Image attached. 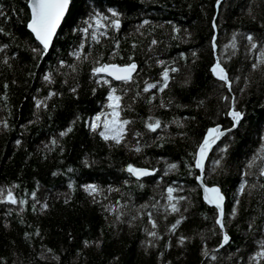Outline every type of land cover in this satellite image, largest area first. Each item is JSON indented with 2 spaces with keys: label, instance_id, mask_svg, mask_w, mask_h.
<instances>
[{
  "label": "trees",
  "instance_id": "1",
  "mask_svg": "<svg viewBox=\"0 0 264 264\" xmlns=\"http://www.w3.org/2000/svg\"><path fill=\"white\" fill-rule=\"evenodd\" d=\"M108 8L120 13L118 29L109 21L96 41L92 29L87 36L74 31L94 11L110 17ZM29 18L27 0H0V190L25 201L0 199V264H264L249 258L264 239V65L252 67L264 49V0H70L42 57L32 51L42 46ZM217 58L230 90L211 73ZM97 61H134L137 69L132 80L116 82L92 73ZM165 67L178 69L169 72L168 87L145 92V82L162 81ZM110 87L121 97V118L130 121L119 144L85 123L102 111ZM233 97L244 116L211 152L203 178L225 197L230 240L218 247L222 234L195 179L193 153L208 128L231 127L225 113ZM156 120L155 131L145 126ZM129 164L154 171L138 179ZM86 184L98 190L86 192ZM168 187L185 197L178 212L167 207Z\"/></svg>",
  "mask_w": 264,
  "mask_h": 264
},
{
  "label": "snow or ice",
  "instance_id": "2",
  "mask_svg": "<svg viewBox=\"0 0 264 264\" xmlns=\"http://www.w3.org/2000/svg\"><path fill=\"white\" fill-rule=\"evenodd\" d=\"M216 3L219 4L220 0H216ZM27 6L30 9V18L27 20V28L30 29L31 34L34 35L36 41L39 42V45L42 47H35L32 49L34 53L38 56H43L46 52H48L50 44L53 42V37L56 34L57 26L61 23V19L65 17L66 11L69 10L70 7V0H27ZM107 12L110 13V17L104 15L102 12L94 11L93 13L89 14L88 18L83 21L86 25L85 27H78L74 29V31H80L87 36L89 34V29L91 31V37L94 41L97 40L98 35L105 34L101 33V29H107L110 25L114 29H118L120 27V13L114 8H108ZM144 24L150 23L148 20L143 22ZM213 28L216 27L215 23L212 25ZM176 32H179V29H173ZM3 31V29H0ZM236 36L233 34V40L231 42V46L235 49ZM246 39L249 42V46L252 49L257 48V43L254 40V37L249 34L247 35ZM98 42V41H97ZM153 44L156 43L155 40L152 41ZM217 47L215 43V37L212 38V48L215 49ZM79 48H83V44L79 45ZM70 55L75 56L77 59L81 58V51L74 50L70 53ZM183 55V54H181ZM195 55V53H193ZM258 64H252L253 68H257L259 65H264V49H261L260 55L258 56ZM131 61V57H129ZM159 64L163 65L164 61H157ZM7 63V61H5ZM61 65L65 62L63 60L59 61ZM74 67V66H73ZM137 65L134 61L126 63V64H115V63H100L99 61L96 62V66L92 68V73L96 74H106V76L111 77L116 81H124L128 82L133 78V72L136 70ZM178 71L176 68H167L165 67L161 73L162 81H158L156 83H148L145 82L144 91L147 92L149 89L156 88L159 85V91L163 92L165 88L168 87V81L170 79L169 72ZM211 73L220 81L223 82L225 86L229 87L230 90V80L226 73L225 68L221 65V62L217 60L211 66ZM45 81H50V75H45ZM97 83H100L98 80ZM104 84H110L108 79H103ZM75 92V89H72ZM95 91V89H93ZM116 88L110 87L107 95V108L110 109V112H100L95 117H93L90 121H86V125H89L91 130L96 131L99 130L100 137L105 141H114L115 143L119 144L124 140L125 132H126V125L130 123L127 119H122L120 116V99L121 97L115 95ZM49 95H55V93H49ZM47 99V98H46ZM222 100L228 101L229 97L222 96ZM43 102L37 101L36 106L39 108ZM228 117L231 118V128L235 129L239 122L242 120L244 113L239 111L235 108V98H232L231 106H228V111L225 113ZM103 118V119H102ZM151 119V118H149ZM102 125V127H101ZM149 130L155 131L157 128L160 127V121L156 120L155 122H149L145 125ZM71 131V127H69L65 132H61L60 135L64 136L67 132ZM226 131H230V129H222L220 125H216L214 127H210L207 129V133L203 136L202 141L198 143L196 150L193 153V160H194V167L196 169L201 170V175H197L195 179L200 183V187L203 188L204 192V201L214 206V222L216 225H219V231L222 234V239L220 241L219 246H222L224 243L230 240L229 235L224 230V223H223V208L222 202L224 201V196L222 195L219 187L213 185L211 187L207 186L203 182V167L205 158L208 155V152L212 149V146L216 144L218 140L222 136L225 135ZM136 135H139L137 133ZM261 140H264V137H261ZM19 144V141H17ZM56 143L55 138L52 140V144ZM226 147V146H225ZM136 151H140L139 147H136ZM261 152H264V144H261L260 148ZM223 151V149L221 150ZM254 160H250L248 163V168H252L254 166ZM215 163L219 165L220 161L216 160ZM170 168H175L176 165L172 164L169 166ZM127 171L132 174L133 176L137 177H144L149 175V169L147 168H137L133 165L129 164L127 166ZM154 171V170H153ZM259 173L261 176H264V167L259 169ZM250 172H245L244 175H251ZM246 181H242L238 188V193H243L245 189ZM72 185L69 184V187ZM254 186V185H253ZM84 190L89 193L96 192L97 186L95 184H86L83 186ZM176 191L173 187L167 188L168 193V205L167 207L171 209L172 212H178V202L180 200L185 199V197H177L174 196L173 193ZM33 197L35 193L32 194ZM0 199H3L11 204H24L25 201L20 200L17 201L11 189L7 191V194H3V190H0ZM173 201H176L175 203ZM239 201L237 200V203ZM35 207V206H33ZM110 211H115V209H109ZM233 213H235V208H233ZM119 218V216L117 217ZM149 222L152 224V228H156L155 222L151 219V214H149ZM181 223L178 219L175 223L171 225V229L175 230L177 226ZM147 231V230H146ZM148 236L156 237L157 233L155 231H147ZM186 237H180L179 243L183 244ZM88 242L85 241V244ZM259 243V250L255 252L254 256H250L249 258L253 261H261L264 259V239L258 241ZM204 256H208L209 253L207 250L203 252ZM214 259V257H213Z\"/></svg>",
  "mask_w": 264,
  "mask_h": 264
},
{
  "label": "water",
  "instance_id": "3",
  "mask_svg": "<svg viewBox=\"0 0 264 264\" xmlns=\"http://www.w3.org/2000/svg\"><path fill=\"white\" fill-rule=\"evenodd\" d=\"M30 10V9H29ZM68 11V10H67ZM67 11H66V13H67ZM66 15V14H65ZM63 19H64V17L61 19V23L57 26V31H56V34L54 35V37H53V40L55 39V37H56V35H57V33H58V30H59V27L61 26V24H62V21H63ZM30 30V29H29ZM51 45H52V43L50 44V47H51ZM49 47V48H50ZM218 60V58L216 59V61ZM115 64H117V63H115ZM137 69V68H136ZM135 72H136V70L133 72V75L135 74ZM227 73V72H226ZM101 75H104L105 77H107V78H109L110 80H113V81H116V80H114V79H112L111 77H108V76H106V74H103V73H101ZM228 75V74H227ZM116 82H119V81H116ZM217 125H220L221 126V128L222 129H230V131H232V130H234V129H232L231 127L230 128H224L223 127V125H221V124H217ZM214 126H216V125H214ZM214 126H211V127H214ZM230 131H226L225 132V135L228 133V132H230ZM207 133V132H206ZM205 133V134H206ZM224 135V136H225ZM224 136H222L221 138H220V140H218L217 142H216V144L215 145H213L212 146V149L208 152V155H207V157L205 158V161H204V167H203V173H202V177L204 178V171H205V167H206V163H207V160H208V157L210 156V154H211V152L213 151V149L221 142V140L223 139V137ZM198 171H199V175H201V170L200 169H197ZM152 170H149V173L150 174H152ZM149 174V175H150ZM198 182V181H197ZM203 182H204V180H203ZM198 184H199V186H200V183L198 182ZM204 184H206L205 182H204ZM207 186H209V187H211V186H213V185H208V184H206ZM218 187V186H217ZM201 188V193H202V198L204 197V192H203V188L202 187H200ZM220 189V188H219ZM221 191V190H220ZM221 193H222V191H221ZM222 195H223V193H222ZM224 196V195H223ZM204 200V199H203ZM205 202V201H204ZM206 203V202H205ZM207 204V203H206ZM209 205V204H208ZM209 206H212V205H209ZM212 207H214V206H212ZM222 208H223V214H224V208H225V197H224V201L222 202ZM223 217H224V215H223ZM227 243V242H226Z\"/></svg>",
  "mask_w": 264,
  "mask_h": 264
},
{
  "label": "rangeland",
  "instance_id": "4",
  "mask_svg": "<svg viewBox=\"0 0 264 264\" xmlns=\"http://www.w3.org/2000/svg\"><path fill=\"white\" fill-rule=\"evenodd\" d=\"M115 95H117V94L115 93ZM107 103H108V101H106V104H105V106L103 107V109H102L101 112H110V111H111L110 109L107 108ZM102 119H103V118H102ZM101 127H102V125H101Z\"/></svg>",
  "mask_w": 264,
  "mask_h": 264
}]
</instances>
